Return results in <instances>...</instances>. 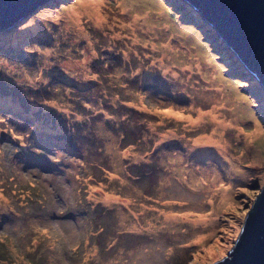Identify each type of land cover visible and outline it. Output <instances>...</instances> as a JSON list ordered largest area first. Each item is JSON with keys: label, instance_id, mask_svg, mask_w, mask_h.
<instances>
[{"label": "rangeland", "instance_id": "374dc122", "mask_svg": "<svg viewBox=\"0 0 264 264\" xmlns=\"http://www.w3.org/2000/svg\"><path fill=\"white\" fill-rule=\"evenodd\" d=\"M45 1L0 26V264L226 255L264 182L263 82L187 0ZM208 135L240 165L226 198L187 154Z\"/></svg>", "mask_w": 264, "mask_h": 264}, {"label": "water", "instance_id": "95a60500", "mask_svg": "<svg viewBox=\"0 0 264 264\" xmlns=\"http://www.w3.org/2000/svg\"><path fill=\"white\" fill-rule=\"evenodd\" d=\"M41 0H0V26L16 23ZM217 27L264 84V0H189ZM208 264H264V182L228 253Z\"/></svg>", "mask_w": 264, "mask_h": 264}, {"label": "bare ground", "instance_id": "6f19581e", "mask_svg": "<svg viewBox=\"0 0 264 264\" xmlns=\"http://www.w3.org/2000/svg\"><path fill=\"white\" fill-rule=\"evenodd\" d=\"M48 0H46L45 2H47ZM50 1V0H49ZM48 1V2H49ZM188 2H189V0H187ZM191 3V2H190ZM193 5V4H192ZM193 7L196 9V10H198L197 9V7H195L194 5H193ZM201 13V15H202V17L203 16H205L202 12H200ZM203 18H205L208 22H210V23H212L213 24V22L209 19V18H207L206 16L205 17H203ZM215 26V25H214ZM50 28H52V27H50ZM222 36V35H221ZM224 39V38H223ZM47 51V50H46ZM54 55H53V52H52V49H49L48 51H47V54H45V55H40V57H41V60H43V61H45V62H49L48 60H50L49 58H52ZM201 64H203V63H198L197 65L198 66H200ZM205 65H207V64H205ZM246 66V65H245ZM247 67V66H246ZM248 68V67H247ZM249 69V68H248ZM44 70H45V68H44ZM250 70V69H249ZM203 83H205V81L204 80H201ZM220 88V87H219ZM220 90H221V88H220ZM216 91V94H219V92H218V90H215ZM174 112V111H173ZM175 114H180V112H174ZM164 134V133H163ZM208 138H205L204 139V141H202L201 143H199V144H196V145H194L195 146V149L193 148V149H191V150H188L187 151V154H193L194 155V157L193 158H191V160L193 161V163H199V162H204L203 163V168H204V166L206 167V166H210L209 167V171L210 172H213V173H216V170H215V168L214 167H211V165L213 164V163H208V161L209 160H212L213 158H216L217 160H218V164L220 165V166H222V167H224L225 168V166H226V169L224 170V174L225 175H229V176H227V181H225V183L227 184H224L223 186V188H222V191H223V193H222V197H224V198H226L227 197V195H228V191H229V188H228V184H229V182H231L229 179H231V177H233V178H235L233 181L234 182H236V179L238 178V176H236L235 174H234V176H232L231 175V173H234V172H236L235 170L236 169H238L239 168V166L240 165H236V167H233V168H231V169H229L230 167H231V164L228 162V160L227 159H225L224 157L222 158V156H221V154L219 153V151L218 150H215L214 149V147L215 146H217V139H214V137H212V135H210V137H209V135L207 136ZM166 139V134H164V135H161V137H160V140L161 141H164ZM221 159H220V158ZM176 159V158H175ZM175 159L172 161V166L173 165H175L174 164V161H175ZM227 164V165H226ZM230 166V167H229ZM211 168H213L212 170H211ZM204 174H202V176H203ZM201 176V177H202ZM214 176V175H213ZM205 179V178H204ZM204 179H202L201 181H200V188H202L204 185H205V183H204ZM188 192L190 193V195L191 194H195V192L190 188L189 190H188ZM117 198V195L116 194H113V193H107V194H105V196H104V201L105 202H111L113 199H116ZM102 199V198H101ZM188 217V216H187ZM163 218H164V220H166V219H168L169 221H173L174 219H176V218H180V215L177 213V212H174V211H164V214H163ZM197 221L196 220H192L191 222H189L190 224H192V223H196Z\"/></svg>", "mask_w": 264, "mask_h": 264}, {"label": "trees", "instance_id": "16d2710c", "mask_svg": "<svg viewBox=\"0 0 264 264\" xmlns=\"http://www.w3.org/2000/svg\"><path fill=\"white\" fill-rule=\"evenodd\" d=\"M41 3H42V2H41ZM41 3H40V4H41ZM197 9H198L197 12H199V13L202 11V8H201V7H197ZM200 14H201V13H200ZM200 16H202V15H200ZM203 17H205V16H203ZM204 19H205V18H204ZM205 20H206V19H205ZM206 21H207V20H206ZM207 22H208V21H207ZM208 23H209V22H208ZM209 24H210V23H209ZM211 24H212V23H211ZM220 35H221V34H220Z\"/></svg>", "mask_w": 264, "mask_h": 264}, {"label": "clouds", "instance_id": "9594fccd", "mask_svg": "<svg viewBox=\"0 0 264 264\" xmlns=\"http://www.w3.org/2000/svg\"><path fill=\"white\" fill-rule=\"evenodd\" d=\"M210 23V22H209ZM214 25V24H213Z\"/></svg>", "mask_w": 264, "mask_h": 264}]
</instances>
